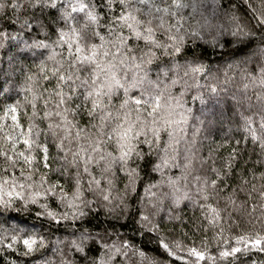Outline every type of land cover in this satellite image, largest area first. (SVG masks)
Wrapping results in <instances>:
<instances>
[{"label": "clouds", "instance_id": "9594fccd", "mask_svg": "<svg viewBox=\"0 0 264 264\" xmlns=\"http://www.w3.org/2000/svg\"><path fill=\"white\" fill-rule=\"evenodd\" d=\"M0 264H264V0H0Z\"/></svg>", "mask_w": 264, "mask_h": 264}]
</instances>
